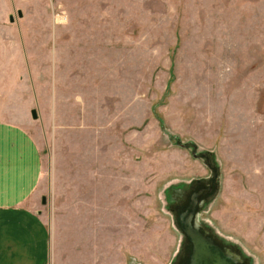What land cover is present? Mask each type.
<instances>
[{
  "label": "rangeland",
  "instance_id": "374dc122",
  "mask_svg": "<svg viewBox=\"0 0 264 264\" xmlns=\"http://www.w3.org/2000/svg\"><path fill=\"white\" fill-rule=\"evenodd\" d=\"M93 11L104 16L100 28L107 38L136 43L137 244L121 248V260L186 261L183 249L190 246L180 215L193 193L212 184L194 208L192 226L240 264H264V0H0V49L26 53V71L9 73L25 90L0 96V116L41 147L44 184L52 169L49 120L42 110L40 126L21 112L22 91L35 75L28 73L36 59L28 51L39 42L34 33L49 47L55 21L68 18L82 27ZM105 53L101 60L108 64ZM57 192L55 198L47 192L51 211L73 207L68 194ZM114 197L107 190V224Z\"/></svg>",
  "mask_w": 264,
  "mask_h": 264
},
{
  "label": "crops",
  "instance_id": "0c3cea01",
  "mask_svg": "<svg viewBox=\"0 0 264 264\" xmlns=\"http://www.w3.org/2000/svg\"><path fill=\"white\" fill-rule=\"evenodd\" d=\"M103 20L93 11L82 27L68 18L55 21L46 48L34 33L39 42L28 51L36 58L28 73L35 75L22 91L21 112L32 120L33 109L41 126L39 112L45 111L52 169L44 184L41 147L25 128L0 116V264H128L120 249L137 244L136 43L107 38ZM107 50L108 64L101 60ZM24 55L19 48L0 49V96L25 90L14 77L26 71ZM58 189L73 207L49 209L47 192L55 198ZM107 190L115 195L109 224Z\"/></svg>",
  "mask_w": 264,
  "mask_h": 264
},
{
  "label": "water",
  "instance_id": "95a60500",
  "mask_svg": "<svg viewBox=\"0 0 264 264\" xmlns=\"http://www.w3.org/2000/svg\"><path fill=\"white\" fill-rule=\"evenodd\" d=\"M17 16H21L19 10L16 11ZM13 18L11 15L8 16V21L12 22ZM31 118H35V112L32 109L30 111ZM207 190H203L201 193L196 194V196L202 195ZM194 204L195 199L192 198L190 204L186 207L185 212L180 215L179 226L192 243V255L191 264H234L230 259L224 255L220 248L208 240L198 229L192 226L191 218L194 214ZM226 261V262H225Z\"/></svg>",
  "mask_w": 264,
  "mask_h": 264
},
{
  "label": "flooded vegetation",
  "instance_id": "af4514ba",
  "mask_svg": "<svg viewBox=\"0 0 264 264\" xmlns=\"http://www.w3.org/2000/svg\"><path fill=\"white\" fill-rule=\"evenodd\" d=\"M203 190H207V192H204L202 195H200V196H196V194H199V193H201ZM212 191V184H210L207 188H203V189H201V190H199V191H197V192H195V193H193L192 194V196L190 197V201H189V203H188V205L190 204V202H191V200H192V198H194L195 199V204H194V208H195V206L198 204V201L203 197V196H205V195H207L208 193H210ZM187 205V206H188ZM192 219V218H191ZM201 232V231H200ZM202 233V232H201ZM203 234V233H202ZM204 235V234H203ZM186 236V235H185ZM205 237H206V235H204ZM207 238V237H206ZM208 240H210L209 238H207ZM186 240H187V242H188V244H189V246H190V248H188V247H185L184 249H183V258H185L186 257V254L188 253V251H189V254H188V257H187V260L185 261L184 259H182V260H179L178 262V264H181V263H183V264H191V255H192V243L188 240V238L186 237ZM212 243H214L215 245H217L219 248H220V250H221V252L224 254V255H226L227 256V258L228 259H230V261L231 262H234V264H240L239 262H237L233 257H231L230 255H228L226 252H225V250L223 249V247H222V245L220 244V243H218L217 241H215L214 239H213V241L212 240H210ZM187 246V245H186ZM226 262V261H225ZM224 264H227V262L226 263H224Z\"/></svg>",
  "mask_w": 264,
  "mask_h": 264
}]
</instances>
